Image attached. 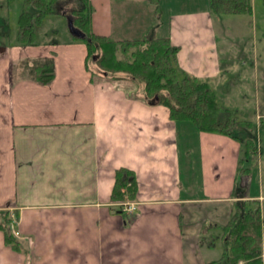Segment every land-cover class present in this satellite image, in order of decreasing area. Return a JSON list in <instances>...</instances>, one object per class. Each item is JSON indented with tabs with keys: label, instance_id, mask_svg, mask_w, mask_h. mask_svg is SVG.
Listing matches in <instances>:
<instances>
[{
	"label": "crops",
	"instance_id": "1",
	"mask_svg": "<svg viewBox=\"0 0 264 264\" xmlns=\"http://www.w3.org/2000/svg\"><path fill=\"white\" fill-rule=\"evenodd\" d=\"M90 1L95 34L169 37L178 66L207 82L222 106L236 111L231 96L245 100L252 89L258 57L217 41L208 0L161 18L151 0ZM55 16L65 26L50 30L54 38L0 41V212L22 247L6 245L0 230V264H204L192 241L201 226L225 224L236 199H264L251 183L238 190L240 142L174 122L131 80L92 73L69 15ZM45 59L54 61L48 84L33 78ZM234 74L241 89L232 94ZM119 168L135 175L133 210L115 211L109 199Z\"/></svg>",
	"mask_w": 264,
	"mask_h": 264
},
{
	"label": "trees",
	"instance_id": "2",
	"mask_svg": "<svg viewBox=\"0 0 264 264\" xmlns=\"http://www.w3.org/2000/svg\"><path fill=\"white\" fill-rule=\"evenodd\" d=\"M158 4L159 0H151ZM214 14L251 12V0H208ZM264 3V0H263ZM90 0H22L18 18L17 42L33 44L35 25L44 17L66 13L71 19L74 40L86 45V67L94 73L90 61L106 78L128 79L142 85L150 103L164 105L170 119L189 122L200 131L230 135L240 142L237 172L242 176L250 173L247 165L256 158L257 147L243 132L252 130L251 122L240 120L235 111L222 106L209 84L190 76L176 63L178 47L169 37L135 38L110 41L95 34L92 29L94 11ZM53 59H45L34 66L35 81L48 84L54 77ZM156 97V98H155ZM137 182L132 170L119 168L115 172L110 201L123 203L136 198ZM237 189V188H236ZM233 211L225 224H208L220 233L222 254L204 264H264V227L259 200L236 199ZM8 212H0V230L5 244L14 250H22L21 243L11 228ZM205 227V226H204ZM208 245H213L208 243Z\"/></svg>",
	"mask_w": 264,
	"mask_h": 264
},
{
	"label": "rangeland",
	"instance_id": "3",
	"mask_svg": "<svg viewBox=\"0 0 264 264\" xmlns=\"http://www.w3.org/2000/svg\"><path fill=\"white\" fill-rule=\"evenodd\" d=\"M157 3L161 9L158 15L159 18H161V14H164V11L167 9L174 8L180 10L201 5L200 0H159ZM251 5V12L217 14L214 18H216L215 22L217 23L216 37L218 42H237L235 47L236 51H242L244 53V50H247L250 55H257L258 57L259 70L255 75L251 74L252 89H247L245 100H243V96L239 100L237 98L239 94L237 96L232 95L231 97L233 103L236 105H234L235 109H237L236 111L234 109L232 110L235 111L237 117L250 121L252 125V130L248 131V133L247 131L243 132L240 135L242 137L250 135L257 147L256 158L251 160L249 165H247L250 173L239 177L238 181L241 183L238 185V190L246 189V187L242 186V182L247 184L251 183L255 191L264 196V3L263 0H251ZM20 8H22V0H0V18H2V21H0V41L17 38ZM41 20L39 24L35 25V33L38 32V41H45L44 32L49 33L47 34L50 37L49 39L54 38L56 35L50 30L58 28L61 33L60 27L65 26V21L55 15L51 17L46 16ZM234 34L236 37L233 36ZM90 64L94 70H98L97 68L99 67L96 66L95 62L90 61ZM230 77L233 81L235 80L237 82V86L232 90V94H234L241 89V87L240 89L238 87L240 85L241 75L234 74ZM254 81H256V86ZM132 86L137 87L139 93H143L142 85H138L133 81ZM255 100H257V104H255ZM189 167L191 168V161L189 162ZM260 206L261 217L264 221V199L261 201ZM219 221L223 222L224 220L221 219ZM209 223L210 221L206 226L202 225L201 235H196L192 239V241H196L199 238L195 256H199L198 261L201 262L217 259L222 254V244L220 243L221 232L218 229L213 231L215 229L212 227L213 230L211 228V230H208L207 225ZM189 239L190 236L186 234L185 241H189ZM208 243H213V245H208Z\"/></svg>",
	"mask_w": 264,
	"mask_h": 264
},
{
	"label": "built area",
	"instance_id": "4",
	"mask_svg": "<svg viewBox=\"0 0 264 264\" xmlns=\"http://www.w3.org/2000/svg\"><path fill=\"white\" fill-rule=\"evenodd\" d=\"M116 204H118V203H116ZM123 208L126 210H133V209H135V203H133V202L123 203ZM263 227H264V223H263Z\"/></svg>",
	"mask_w": 264,
	"mask_h": 264
},
{
	"label": "water",
	"instance_id": "5",
	"mask_svg": "<svg viewBox=\"0 0 264 264\" xmlns=\"http://www.w3.org/2000/svg\"><path fill=\"white\" fill-rule=\"evenodd\" d=\"M156 98V97H155Z\"/></svg>",
	"mask_w": 264,
	"mask_h": 264
}]
</instances>
